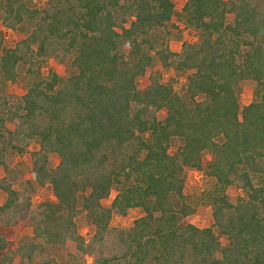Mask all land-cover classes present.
<instances>
[{
    "label": "trees",
    "instance_id": "16d2710c",
    "mask_svg": "<svg viewBox=\"0 0 264 264\" xmlns=\"http://www.w3.org/2000/svg\"><path fill=\"white\" fill-rule=\"evenodd\" d=\"M43 1L0 0V24L24 34L5 48L0 31V84L26 81L0 92V264H264V0H185L195 40L179 51L154 35L172 0ZM204 153L199 228L184 176ZM130 209L143 215L111 226Z\"/></svg>",
    "mask_w": 264,
    "mask_h": 264
},
{
    "label": "rangeland",
    "instance_id": "374dc122",
    "mask_svg": "<svg viewBox=\"0 0 264 264\" xmlns=\"http://www.w3.org/2000/svg\"><path fill=\"white\" fill-rule=\"evenodd\" d=\"M226 1V0H225ZM29 2L36 6L41 7L44 4L43 0H29ZM174 4V10L176 15H174L168 24L166 30H160L155 32V36L160 39L166 40V45L172 51H179L183 42H192L195 40L194 34L192 31L185 28V26L180 22L178 14L181 12V9L185 3V0H172ZM0 31L3 33L4 38V47L10 48L13 47L19 40L24 37V34L20 31H10L4 28L0 24ZM126 54L128 53L125 50ZM49 67L59 74L65 73V68L62 66L56 65L53 61H49ZM160 69V66L157 67ZM161 70V69H160ZM163 77L167 79L168 77L174 76V72L170 69L168 71L162 72ZM141 83V82H140ZM255 88V83L249 80L240 82L237 91L240 95V105L243 106L247 102L253 100V90ZM26 91V81L23 74H20L16 82L0 84V92L10 98H19ZM11 127V125H10ZM179 146V142H175L171 147V151H174ZM37 149V145L33 142L31 143L26 150L25 155L20 158H16L15 163L24 162L26 159H29L30 152ZM205 164L199 170L188 169L186 170L184 176V194L188 198L189 202L194 206L195 213L189 217L190 223L193 225L204 228L209 226V218L211 210L208 206L204 205V200L202 198L204 192L210 190L214 185V180L210 177H207L205 174L206 162L209 161L210 157L207 153H204ZM49 160L52 165H56L58 158L55 155H50ZM228 198L231 202L235 200L237 196L241 195L240 190L231 189L227 192ZM52 196L44 190H39L38 194L34 198V203L39 202L40 200H51ZM143 213L140 209H130L128 210L126 216L122 219L113 216L111 219V226L113 227H128L132 220L142 216ZM76 225L79 232L85 237L88 238L90 233L89 227L86 225L85 220L82 217L76 219ZM30 231L25 229L23 234H29ZM21 235L18 233L16 240H18ZM90 262V259H87Z\"/></svg>",
    "mask_w": 264,
    "mask_h": 264
}]
</instances>
